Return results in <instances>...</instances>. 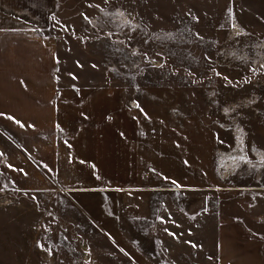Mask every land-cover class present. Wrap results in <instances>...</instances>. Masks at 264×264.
<instances>
[{"label":"rangeland","instance_id":"obj_1","mask_svg":"<svg viewBox=\"0 0 264 264\" xmlns=\"http://www.w3.org/2000/svg\"><path fill=\"white\" fill-rule=\"evenodd\" d=\"M50 32L68 140L82 124L148 133L165 156L178 146L180 185L264 186V0H62ZM87 166L79 200L71 185L0 186V264L154 263L156 237L107 186L126 171Z\"/></svg>","mask_w":264,"mask_h":264},{"label":"crops","instance_id":"obj_2","mask_svg":"<svg viewBox=\"0 0 264 264\" xmlns=\"http://www.w3.org/2000/svg\"><path fill=\"white\" fill-rule=\"evenodd\" d=\"M61 2L0 0V186L71 185L78 199L89 191L79 188L84 166L106 158L113 172L126 171L123 184L112 173L106 182L116 191L123 185L125 216L139 227L133 232L156 237L149 264H264V186L195 188L194 179L180 185L173 173L178 146L165 156L148 133H103L98 124H82L67 139L59 101L63 38L50 32Z\"/></svg>","mask_w":264,"mask_h":264},{"label":"water","instance_id":"obj_3","mask_svg":"<svg viewBox=\"0 0 264 264\" xmlns=\"http://www.w3.org/2000/svg\"><path fill=\"white\" fill-rule=\"evenodd\" d=\"M151 67H154V68H160L163 66V61L162 60H150V61H147Z\"/></svg>","mask_w":264,"mask_h":264},{"label":"snow or ice","instance_id":"obj_4","mask_svg":"<svg viewBox=\"0 0 264 264\" xmlns=\"http://www.w3.org/2000/svg\"><path fill=\"white\" fill-rule=\"evenodd\" d=\"M0 115H3L2 113H0ZM9 119H13L12 117H8ZM19 123V122H18ZM23 126V125H21ZM175 183V182H174ZM193 247H195V245H192Z\"/></svg>","mask_w":264,"mask_h":264}]
</instances>
